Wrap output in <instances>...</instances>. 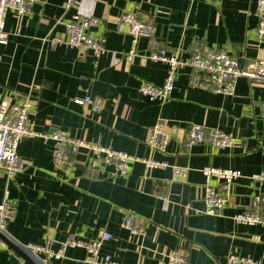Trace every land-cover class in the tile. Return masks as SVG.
<instances>
[{"label":"crops","instance_id":"1","mask_svg":"<svg viewBox=\"0 0 264 264\" xmlns=\"http://www.w3.org/2000/svg\"><path fill=\"white\" fill-rule=\"evenodd\" d=\"M36 1L29 16L6 15L10 41L0 47V105L31 97L29 126L36 133L59 131L189 173L179 181L170 171L133 163L122 177L113 164L81 150L71 157L67 174L53 160V142L24 138L18 147L23 171L10 179L0 170V205L6 194L17 205L16 219L8 225L10 239L34 264H87L82 248H69L63 260L53 261L26 246L52 244L58 250L70 236L88 242L100 231L112 237L102 254L120 264H168V255L177 249L188 253V264H226L231 254L264 264V228L234 221L253 196L264 195V183L249 179L264 176V84L240 79L235 95L226 97L210 89L203 74L180 67L167 101H150L139 92L143 84L165 83L168 66L150 60L162 48L180 51L182 59L195 45L226 51L245 69L264 60V42L255 34L256 0H80L70 11L64 10L65 0ZM127 11L153 21V40L126 33L121 18ZM78 15L99 20L91 32L104 37L105 55L45 43L67 39L61 22ZM88 97L100 107L97 111L75 104ZM158 123L172 138L165 151L148 145ZM191 125L220 129L232 135L234 146L224 151L209 144L187 147ZM209 167L244 175L231 186L230 203L218 216L208 215L204 203L202 171ZM127 214L146 222L144 236H131L122 227ZM13 258L0 241V264H12Z\"/></svg>","mask_w":264,"mask_h":264},{"label":"built area","instance_id":"2","mask_svg":"<svg viewBox=\"0 0 264 264\" xmlns=\"http://www.w3.org/2000/svg\"><path fill=\"white\" fill-rule=\"evenodd\" d=\"M216 3L220 0H208ZM36 0H0V47L7 46L10 35L6 30V15L15 12L20 16H29L33 13ZM80 0H65L64 10L70 11L79 5ZM258 23L255 30L257 39L264 42V0H256L255 9ZM122 26L126 33L133 39L155 38V26L153 21L139 18L136 12L127 11L121 18ZM67 33V39L52 38L45 39L50 48L58 46L76 49L83 52L90 51L96 57L107 53L106 41L103 36H96L91 30L99 25V20L94 17L75 16L70 21L61 22ZM180 51L170 53L162 48L151 54L152 62L164 63L169 71L165 83L161 86L143 84L139 92L150 101H167L175 87L177 71L180 67H189L193 72L203 74L206 77L208 87L218 94L233 97L236 85L240 79L246 78L251 82L264 84V60L258 59L253 68L245 69L241 63L231 57L226 51H214L203 49L195 45L189 53L188 59H182ZM129 56H133L130 53ZM34 101L31 97L13 105L3 103L0 105V170L7 173L8 177L14 178L23 171V163L18 155V147L24 138H41L46 142L55 144L53 160L56 165L68 174L72 171L71 157L76 156L79 151L87 150L96 156L97 160L113 164L122 177H127L133 163H142L148 170L170 171L175 180L185 181L188 177V169L167 162L152 159H143L133 155L107 149L98 145L87 143L69 137L68 135L55 131L51 134H39L29 126L30 117L34 110ZM75 104L79 106H93L97 111L100 107L91 98L77 99ZM261 118L264 123V104L262 106ZM164 123H158L152 130L148 145L155 150L165 151L171 136L167 132ZM234 138L220 129L206 128L202 125H191L187 136V147L198 144H209L213 149L224 151L234 146ZM206 178L204 203L206 213L211 216L221 214L230 203V189L244 175L239 170L205 168L202 171ZM254 184L264 183V176L253 175L249 178ZM218 183L217 187L211 185ZM17 216V205L10 201L6 194L0 205V233L8 235V225L13 223ZM235 223L247 227L264 228V195L258 193L251 199V204L234 216ZM122 227L134 237L146 234L147 224L144 220L127 214ZM111 235L100 231L98 237L92 241H82L70 236L66 241L60 243L58 250L53 249L52 244L37 246L29 244L26 249L35 254L45 256L48 260L60 261L65 257L69 248H82L87 253V264H120L111 255H103V247L111 241ZM168 264H188V253L184 249L172 251L167 257ZM226 264H262L260 261L250 257H242L236 254L229 255Z\"/></svg>","mask_w":264,"mask_h":264},{"label":"water","instance_id":"3","mask_svg":"<svg viewBox=\"0 0 264 264\" xmlns=\"http://www.w3.org/2000/svg\"><path fill=\"white\" fill-rule=\"evenodd\" d=\"M0 241L6 244L8 249L14 253V258L11 261L12 264H19L20 261L24 262V264H34L19 245L14 243L10 238L2 233H0Z\"/></svg>","mask_w":264,"mask_h":264}]
</instances>
